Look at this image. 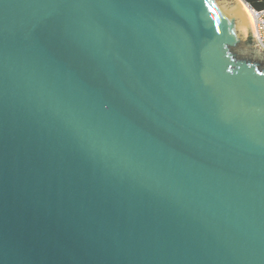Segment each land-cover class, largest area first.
I'll list each match as a JSON object with an SVG mask.
<instances>
[{
  "label": "water",
  "instance_id": "1",
  "mask_svg": "<svg viewBox=\"0 0 264 264\" xmlns=\"http://www.w3.org/2000/svg\"><path fill=\"white\" fill-rule=\"evenodd\" d=\"M254 40L239 0H0V264H264Z\"/></svg>",
  "mask_w": 264,
  "mask_h": 264
},
{
  "label": "built area",
  "instance_id": "2",
  "mask_svg": "<svg viewBox=\"0 0 264 264\" xmlns=\"http://www.w3.org/2000/svg\"><path fill=\"white\" fill-rule=\"evenodd\" d=\"M243 1V0H242ZM253 21V38L254 44L259 51L264 50V7L261 9L253 8L248 2H245Z\"/></svg>",
  "mask_w": 264,
  "mask_h": 264
},
{
  "label": "bare ground",
  "instance_id": "3",
  "mask_svg": "<svg viewBox=\"0 0 264 264\" xmlns=\"http://www.w3.org/2000/svg\"><path fill=\"white\" fill-rule=\"evenodd\" d=\"M239 2H240V4L243 6V8L246 11V14L248 16V19H249V22H250V25H251V29H252V32H253V21H252V17L250 15V12H249L247 6L245 5V3L242 0H239Z\"/></svg>",
  "mask_w": 264,
  "mask_h": 264
}]
</instances>
